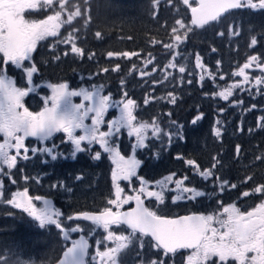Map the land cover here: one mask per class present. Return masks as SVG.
Here are the masks:
<instances>
[{
  "label": "trees",
  "instance_id": "16d2710c",
  "mask_svg": "<svg viewBox=\"0 0 264 264\" xmlns=\"http://www.w3.org/2000/svg\"><path fill=\"white\" fill-rule=\"evenodd\" d=\"M89 3L91 23L85 25L86 17L76 18L66 29H78L76 44L85 50L84 56H76L66 49L67 56L59 54V59L46 56L37 60L38 55L45 56V52H37L34 65L38 71L34 77L45 82L40 90H50L48 85L61 82L73 89L93 82L102 86L105 94L127 93L128 98L136 102L138 121L156 120L165 134L148 141L143 150L134 153L125 137L121 138V154L127 158L134 155L140 162L135 178L155 183L175 173L176 178L188 177L187 186L206 193L195 200L173 203V197L179 193L168 192L164 204L150 206L160 215L210 214L222 209L220 202L224 206L235 204L241 210L263 200L264 195L253 194L257 185L264 184V159H257L264 157V127L260 126L264 118V85H255L260 69L255 65L247 69L249 83L243 88H234L227 99L218 93L243 81V77L233 73L247 62L248 56L258 55L264 60V11L237 9L205 27L195 28L189 23L190 5L184 0H158L155 7L154 0H89ZM81 7H87L83 0ZM178 19L185 25L179 31L180 36L184 35L183 41L174 48V52L179 53L173 60L177 67L165 76L169 70L163 64L171 57V49L164 45L172 41V28ZM233 29L240 34L235 35ZM97 31L102 33L99 39L95 36ZM253 36L257 37V44L249 47ZM110 51L137 55L108 57ZM92 53L95 55L89 59ZM197 53L202 68L196 66ZM149 60L153 61L147 67L151 74L141 78L139 72ZM117 65L119 69L112 71ZM181 65L186 68L183 74L178 71ZM169 93L176 98L175 103L170 102ZM214 129H219V136L214 134ZM237 145L241 149L239 155ZM178 156L183 159H177ZM213 157L222 162L213 170L215 175L236 184V188L222 193L216 180H205L185 163L193 159L208 169ZM77 176L81 179L77 180ZM248 176L252 179L245 183ZM53 184L65 187L54 190ZM112 185L110 164L104 156L97 160L79 154L68 160L29 165V196H41L56 203L64 218L81 211L95 212L110 207L107 201L113 198ZM69 188L71 191L67 190ZM246 191L250 195L243 196ZM112 230L127 234L122 227L112 226ZM97 234L95 231L94 235ZM92 239L86 264H92L89 260L94 245ZM143 239L145 249L153 251L150 241ZM65 245L67 241L55 227L42 229L18 210L0 209V256L6 258L4 264H16L17 260L53 264ZM139 252L140 239L134 237V243L120 252L117 264H140ZM182 256V252L176 254L175 264H183Z\"/></svg>",
  "mask_w": 264,
  "mask_h": 264
},
{
  "label": "snow or ice",
  "instance_id": "6c2138e0",
  "mask_svg": "<svg viewBox=\"0 0 264 264\" xmlns=\"http://www.w3.org/2000/svg\"><path fill=\"white\" fill-rule=\"evenodd\" d=\"M59 10L48 15L43 20H28L25 13L28 10H35L43 5L49 9H55L56 3ZM71 0H0V54L3 56V65H12L17 69H23L27 77V87H17L14 80L7 75V68L0 67V135L3 141L0 142V174H4L7 168L8 178L12 179L11 170L17 166L19 159H29V152H37L48 155L52 160H57L58 154L53 147H35L29 149L25 146V138L35 137L41 143L48 141L54 133L62 132L68 141L73 145L72 156L83 152L86 148L83 145L98 144L103 152L109 153L117 163V168L112 172L115 198H109L107 204L112 207H105L102 211L91 212L82 211L66 217L67 221H90L96 228H102L106 235L104 241H114L115 247L109 248L105 244V250H97L96 256L100 257V264H117L118 254L126 249L129 244L134 243V237L140 239V252L138 258L140 264H175V256L178 250L191 249V254L187 257L186 264H229L235 261L236 264H264V202L256 205L251 211L242 212L235 204L224 206L220 202L222 212L210 215H185L177 218H168L157 214L144 206L143 198H154L158 204L165 203V195L168 192H178L179 195L173 197V203L177 200H195L206 195L204 191L197 190L185 184L187 176L176 178L172 173L165 176L162 180L156 181L155 185L148 187V182L141 179V186L133 189V194L125 195L124 189L117 183L120 180H130L136 176V168L139 161L134 157L125 159L120 152L113 146V141L126 129L129 136H134L136 143L134 148L144 147L145 140L149 133L153 137H159L165 133L154 119L152 122L138 121L134 115L136 102L128 98L127 93L120 101H114L110 94H102V86H92L91 88L81 87L79 90L70 88L68 83L61 82L50 84L51 95L44 97L45 106L39 112H31L24 106L23 99L37 87L33 81V75L38 71L33 64L24 67L23 62L31 59V55L36 48L37 42L46 37H56L60 28L67 24L73 25L76 18H85V25L91 23L89 0H83L81 7L77 3L68 5ZM189 0H184L188 4ZM158 0H154L155 7ZM233 9H251L264 11V0H199L197 7H192V23L197 27H203L210 21L217 20L222 14ZM67 19H62L63 15ZM176 25L184 28L181 20H176ZM190 31V29H189ZM78 29L72 27L68 36L59 41L60 43L70 44V52L76 56L83 57L85 50L76 44ZM173 33H177L176 27L172 28ZM235 35L238 31L233 29ZM223 35V33H221ZM97 39L102 37V33H95ZM174 40L181 41L180 35H175ZM158 43V41H153ZM257 44V37L251 38L249 47ZM166 49H172L174 44H165ZM69 53L65 51L64 55ZM95 53L88 58L92 59ZM108 57L123 56L130 57L137 55L135 52L114 53L108 52ZM179 53L174 54V59ZM59 59V56L55 57ZM196 66L202 68L201 57L197 53ZM151 63V61H149ZM255 65L260 69L261 75L255 77V85H264V60L258 55H250L239 70L234 72V76L243 77V81L232 85L218 95L227 99L232 95L234 88H243L244 84L249 83V76L246 70ZM170 67L176 68V63H170ZM119 65L112 69L116 71ZM107 72L108 69H103ZM155 71V69H153ZM178 71L185 73L186 68L179 66ZM223 78V77H221ZM191 83V81H189ZM170 102L175 103L176 98L169 93ZM73 97H80V103H73ZM145 103H148L146 100ZM255 107V105H253ZM110 108L117 109L119 115L112 120H105V114ZM23 109V111H20ZM87 119L91 124H86ZM199 117H197V120ZM196 123V120L193 121ZM107 125V130H102L101 125ZM264 127V118L261 125ZM79 129L83 134L77 135ZM216 136L220 135L219 129H214ZM171 138V133L167 134ZM183 138V137H181ZM241 152L240 146H236V153ZM14 153V154H13ZM102 153L96 152L94 159L99 160ZM183 159V157H177ZM264 159V157H257ZM185 163L191 166L205 180L212 178L219 183V190L223 193L228 188H236V184H230L222 177L216 176L214 169L221 166L222 162L213 157L211 168H202L195 160L187 159ZM25 180L29 178L24 177ZM77 180L81 177L77 176ZM252 179L251 176L245 178V183ZM15 183V180L12 181ZM39 183V180H37ZM174 187H169L173 185ZM2 186V182H0ZM52 188L65 187L63 184H53ZM71 191V189H67ZM253 194L264 195V184L257 185L253 189ZM250 195L244 192L243 196ZM41 201L43 207H37L33 201ZM135 201L136 207L130 211L122 212L123 205ZM15 208L27 213L32 220L38 222L40 228L55 226L67 240L72 232H82L84 229L77 224L76 226L66 225L63 222V213L51 207V201L41 196L30 197L27 189L24 192L13 194L12 199L7 201ZM115 209V210H114ZM226 217V218H224ZM126 225L131 232L127 235H116L112 226ZM214 225H219L216 227ZM150 237L149 247L151 252L145 249L143 238ZM101 241H97L100 244ZM88 241L81 236L79 240H73L72 246L67 248L63 258L58 264H86L85 257L88 255ZM252 254V255H249ZM6 258L0 256V264H4ZM16 264H35L31 260H17Z\"/></svg>",
  "mask_w": 264,
  "mask_h": 264
},
{
  "label": "rangeland",
  "instance_id": "374dc122",
  "mask_svg": "<svg viewBox=\"0 0 264 264\" xmlns=\"http://www.w3.org/2000/svg\"><path fill=\"white\" fill-rule=\"evenodd\" d=\"M77 2L81 5L82 0H71V2L68 5L69 9L72 8V4L73 3H77ZM191 3H192V0H189L187 6L191 5ZM56 10H59L58 2L56 3L55 9H49L46 6L41 5L35 10L26 11L25 16L29 12V17H26V19L38 21V20L46 19V17L48 15L53 14L54 11H56ZM62 19H67V15L66 14L63 15ZM67 26H68L67 24H64L60 28V32H59V34L56 37H46L45 39L38 41L37 45H36V48L34 49L32 55H31V59L28 60V61L23 62L24 67H30L31 65L35 64V62L37 60L45 59L46 56L49 57V58L54 59L55 57L59 56V54H64L66 49L70 50V48H71L70 44H64V43H60L59 42V41H62L63 39H65L68 36V34L71 32V30H66ZM174 27H176L178 29V32L177 33H173V35L171 37L172 41L169 44H174L175 45L174 48L177 49L178 46L182 43L184 35L180 36L181 37V41H179V42L175 41L174 40L175 35H179V31H182V28H180L179 25H176V24H175ZM174 48H172L170 50L171 51V57L167 61H165L164 64H163V66H165L169 70L168 73L165 76H168L170 74L171 70L173 69V67H170L169 65H170V63H173L174 54L177 53V52H174ZM35 51L36 52H40L41 54H42V51H43V52H45V56L38 55L39 59L35 60L34 58L37 55V54H35ZM149 61H151V63H149ZM149 61L145 64V66L142 69V71L139 72V75L141 76V78L144 77V76H149L151 74V72L147 70V67L150 66L153 61L152 60H149ZM0 67H6L7 68V75L8 76L13 77L16 74H18L21 77L20 80L14 81L15 84H16V82H17V84H19V85H17V87H27L28 86L27 85V81L25 80L26 75L24 74L23 69L22 68L21 69H17L15 66H12L10 64L7 65V66L3 65V56H2V54H0ZM153 69H152V73H153ZM34 75H33V81H34L35 85H37V87L28 96L24 97L23 103H24V106L26 108H28L29 111L35 113L42 106H45L44 97L50 96L52 93H51V89L50 90L47 89V91L40 90V89L45 87V82H44V80H40L38 76H37L38 79H35ZM21 79H23V80H21ZM92 86H94L93 82L85 84V85H81V86H79L78 88H75V89L79 90V88H81V87L91 88ZM102 94H104V95L110 94L111 98L114 101H120V100H122L124 98V94H121L120 96H118L115 92L114 93L110 92V93H107V94L102 93ZM116 95H117V97H116ZM72 101H73V103H80L81 102V98L80 97H73ZM20 111H23V109H20ZM118 115H119V112H118L117 109L110 108L108 110V112L105 114L104 118H105L106 121L107 120H112L113 118H115ZM134 115L136 116L135 109H134ZM88 120L89 119H87L85 121L86 124L88 123ZM101 129L106 131L107 130V125L106 124L101 125ZM59 134L60 135L57 138H54L52 141H49V142L46 141L44 143H41L39 140H37L35 142H32L31 144H29V149L35 148V147H41L42 148L44 146H48V147H53L55 153L58 154V158L55 161H60V160L63 161V160H68V159L74 158L72 156L73 145L71 144L70 141H68V139H67V137L65 136L64 133L60 132ZM76 134L77 135H81L83 133L81 132V130L77 129L76 130ZM122 136L125 137L126 143H130L134 153L136 151L143 150L145 148V146L147 145L148 141H151L154 138H156V137L151 136V134L149 133L148 138L145 140V146L144 147L134 148V145L136 143L135 137L134 136H129L128 131L126 129H124V130L121 131V133L113 141V146L120 152V155H122L121 154V150H120V141H121ZM83 146L86 148V150L83 151V152L77 153L76 156L79 155V154H85V155L90 156V157L93 158V156H94V154L96 152H101L102 153L101 156H104L107 159V161L109 162V164H110L111 177H112L113 170L117 168V163H114V159H117V158L111 156L107 152H103V150L100 148V146L98 144H92L90 146L85 144ZM132 156L134 157V155H132ZM124 157H125V159H128L126 156H124ZM55 161L52 160L46 154H42V153H39V152H37L35 154H32L31 152H29V159H27V160L22 159V158L19 159L18 162H17V166L11 170L12 179L8 178L7 173H8L9 170L7 168H5L4 169V174H0V182H2V186H0V209L4 208L6 211L18 210L21 213H24L21 209L15 208L12 205L7 203L8 200L12 199L13 194L20 192L18 190V188H17V185H18L17 182L13 183L12 181L13 180L20 181L23 184V189L21 190V192H24V190L27 189V194L29 196V179L28 180L24 179L25 176H27L29 178V165H32L33 163L34 164H44V163L55 162ZM162 179L163 178H161L160 180H162ZM160 180H157V181H160ZM129 182L131 184H135L136 183V185H140L141 186V180L137 179V180L133 181V177L130 180H120L117 183L119 184V186L121 188L122 187L127 188L129 186ZM7 185H14L16 188H13L11 190H7V187H8ZM153 185H155V183H148V187H151ZM169 187H171V186L169 185ZM52 189H54V188H52ZM113 193H114V184L112 185V196H113ZM30 197H34V196H30ZM113 198H115V197L113 196ZM143 199H144V201H152V204H148L149 206H154L155 204H158L155 201L154 198H143ZM261 202H264V199L261 200L258 204H260ZM33 203H35L37 205V207H43L41 202H37V201L34 200ZM51 205L53 206L54 210H56V209L60 210L56 203H53L51 201ZM254 206H256V205H254ZM247 209H249V208H247ZM221 212H222V209H220L217 212L210 213V214H218V213H221ZM24 214L27 215V213H24ZM210 214H204V215H210ZM28 218L31 221H33L36 226L39 227L38 222L32 220V218L29 217V216H28ZM224 218H226V217H224ZM63 222H64V224L71 225V226H76L77 224H79L84 229L82 231V233H84L85 236L89 240L94 238V245H93V248H91V253H90V257H89V260L92 262V264H100V257L96 256L97 250L104 251L105 250V244L107 246L110 244L111 247H109V248H112V247L116 246V243L114 241H104L103 237L106 235L104 230L102 228H96L94 225L91 224V222H89V223H87V222H81V223L70 222V221H67L66 218H64V215H63ZM214 226L219 227V225H214ZM53 227H55V226H53ZM95 231L98 232L97 236L94 235ZM74 233L75 232H72L70 234L69 238H72ZM115 234L116 235H127V234H119V233H115ZM97 241H101V243L97 244ZM191 252H188L187 254H184L185 257L182 256V259H184L183 260V264H186L187 257L191 254ZM119 254H118L117 258L119 257ZM249 255H252V254H249ZM117 261H118V259H117Z\"/></svg>",
  "mask_w": 264,
  "mask_h": 264
},
{
  "label": "water",
  "instance_id": "95a60500",
  "mask_svg": "<svg viewBox=\"0 0 264 264\" xmlns=\"http://www.w3.org/2000/svg\"><path fill=\"white\" fill-rule=\"evenodd\" d=\"M198 4H199V0H194L193 5H192V6L189 8V10H188V17H189L190 24H191L193 27H196V28H199V27H197L196 25H194V24L192 23V20H193V13H192V11H191V8H192V7H197ZM233 10H235V9H233ZM229 11H232V10H229ZM211 22H213V21H210L209 23H211ZM209 23H208V24H209ZM206 25H207V24H206ZM204 26H205V25H204ZM204 26H203V27H204ZM41 110H42V108H41L39 111H41ZM39 111H38V112H39ZM88 124H89V125L91 124V120H89ZM25 139H29V140H31V139H37V138H35V137H27V138H25ZM135 207H136V203H135V201H132L131 207H130L129 209L123 210L122 212L130 211L132 208H135ZM193 214L201 215V214H199V213H197V212H192V213L180 214V215H176V216H172V217H168V218H177V217H180V216L193 215ZM80 222H90V221H80ZM123 227L131 232V229H129L126 225H124ZM81 236L84 237L83 234L78 233L76 237H74L73 239H71V241L68 243V245H67V246H66V247L60 252L59 257L56 259V261H55L53 264H58L59 260H61V259L63 258V254H64V252L67 250V248H69V247L72 246V241H73V240H79V239L81 238ZM84 238H85V237H84ZM148 238H149L150 241H151V238H150V237H148ZM85 239H86V238H85ZM86 240H87V239H86ZM87 241H88V240H87ZM187 250H190V249H187ZM85 258H86V257H85Z\"/></svg>",
  "mask_w": 264,
  "mask_h": 264
},
{
  "label": "flooded vegetation",
  "instance_id": "af4514ba",
  "mask_svg": "<svg viewBox=\"0 0 264 264\" xmlns=\"http://www.w3.org/2000/svg\"><path fill=\"white\" fill-rule=\"evenodd\" d=\"M25 17H29V12L27 13V15L25 16ZM35 54H37V52L35 51ZM34 54V55H35ZM34 57V56H33ZM35 60H36V58H34ZM10 78H12L14 81H16V80H20V76L18 75V74H16L15 76H13V77H11V76H9ZM21 80H23V79H21ZM25 80L27 81V77L25 78ZM17 85H19V84H17V82H16V86ZM55 137V136H54ZM3 141V136L2 135H0V142H2ZM32 142H35V140H29V139H25V141H24V143H25V146L26 147H28L29 148V144H31ZM15 182H17V188H18V190L21 192V190L23 189V184L20 182V181H18V180H15ZM8 187H7V190H11V189H13V188H16L14 185H7ZM51 207L53 208V206L51 205ZM256 206H254V207H250L249 209H241V211L242 212H247V211H251L253 208H255ZM230 264H236V262L235 261H230L229 262Z\"/></svg>",
  "mask_w": 264,
  "mask_h": 264
}]
</instances>
